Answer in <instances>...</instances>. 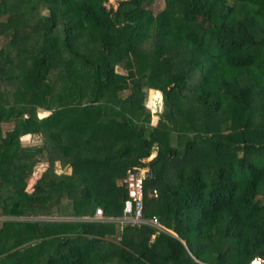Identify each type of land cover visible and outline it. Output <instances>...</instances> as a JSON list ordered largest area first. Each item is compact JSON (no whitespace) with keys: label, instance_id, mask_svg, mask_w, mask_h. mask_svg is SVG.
Segmentation results:
<instances>
[{"label":"trees","instance_id":"trees-1","mask_svg":"<svg viewBox=\"0 0 264 264\" xmlns=\"http://www.w3.org/2000/svg\"><path fill=\"white\" fill-rule=\"evenodd\" d=\"M106 1L0 0V264L264 261V0Z\"/></svg>","mask_w":264,"mask_h":264},{"label":"built area","instance_id":"built-area-1","mask_svg":"<svg viewBox=\"0 0 264 264\" xmlns=\"http://www.w3.org/2000/svg\"><path fill=\"white\" fill-rule=\"evenodd\" d=\"M150 113L152 114V112ZM146 175L147 169L145 168H133L131 171H127L124 179V185L126 186L128 192V199H126L123 203L121 217L115 219L114 221L120 227L122 225L139 226L145 224L158 231L168 232L159 224L155 217L150 219H144L142 217V182ZM151 195L155 197L156 191L152 190ZM92 219L95 221L107 220L102 217V212L99 209L95 210ZM247 264H264V261L258 257H254Z\"/></svg>","mask_w":264,"mask_h":264},{"label":"rangeland","instance_id":"rangeland-1","mask_svg":"<svg viewBox=\"0 0 264 264\" xmlns=\"http://www.w3.org/2000/svg\"><path fill=\"white\" fill-rule=\"evenodd\" d=\"M115 1L116 0H107L105 3V6H111L112 8H115ZM162 6H163L162 0H156L151 6H149V8L153 13H157L162 8ZM118 71H120V70H118ZM146 97H147V100L144 102V107L149 112H152L153 115H151V117L149 118L150 124L155 125V123L157 121V115L156 114L160 113L161 107H162L161 94L157 91L148 90ZM44 115H46V113L39 112L37 117L40 118V117H43ZM20 140H21L22 145H33V144H36L39 142V141H37V139H35L33 137H31V138L29 137V139L27 137H25V138H22ZM152 156L153 155H151L148 159H150ZM45 168H46V166L44 164H37L33 168L31 180L30 181L28 180L26 182V191L30 192L32 190L33 183L35 182V180L38 179L39 175L43 172V170ZM61 171L58 168L56 169L57 173H60Z\"/></svg>","mask_w":264,"mask_h":264},{"label":"crops","instance_id":"crops-1","mask_svg":"<svg viewBox=\"0 0 264 264\" xmlns=\"http://www.w3.org/2000/svg\"><path fill=\"white\" fill-rule=\"evenodd\" d=\"M121 73H125L124 71H120ZM152 91V90H151Z\"/></svg>","mask_w":264,"mask_h":264},{"label":"water","instance_id":"water-1","mask_svg":"<svg viewBox=\"0 0 264 264\" xmlns=\"http://www.w3.org/2000/svg\"><path fill=\"white\" fill-rule=\"evenodd\" d=\"M153 157V156H152Z\"/></svg>","mask_w":264,"mask_h":264}]
</instances>
